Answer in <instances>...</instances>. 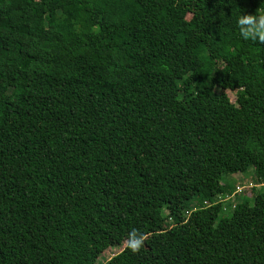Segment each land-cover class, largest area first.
<instances>
[{"label":"trees","instance_id":"trees-1","mask_svg":"<svg viewBox=\"0 0 264 264\" xmlns=\"http://www.w3.org/2000/svg\"><path fill=\"white\" fill-rule=\"evenodd\" d=\"M259 8L0 0V264H264Z\"/></svg>","mask_w":264,"mask_h":264},{"label":"clouds","instance_id":"clouds-1","mask_svg":"<svg viewBox=\"0 0 264 264\" xmlns=\"http://www.w3.org/2000/svg\"><path fill=\"white\" fill-rule=\"evenodd\" d=\"M236 24L239 28V35L242 39L264 43V8L256 9L254 14L240 13L236 20ZM212 203L223 204L224 202H219L218 199L215 200L214 198L210 204ZM143 239L144 237L142 235L138 236L136 231L133 230L129 233L127 247L132 252H136L141 247Z\"/></svg>","mask_w":264,"mask_h":264},{"label":"rangeland","instance_id":"rangeland-1","mask_svg":"<svg viewBox=\"0 0 264 264\" xmlns=\"http://www.w3.org/2000/svg\"><path fill=\"white\" fill-rule=\"evenodd\" d=\"M227 95L229 96V99L231 102L234 101L235 99V96L233 93L227 91ZM251 172L252 171H249V169L246 171V172H237V173H233V174H223L224 176V179L228 178V179H236V180H240V181H246L247 178L249 177V175H251ZM246 179V180H245ZM242 185H244L245 187H243L242 189H246V185L247 183L246 182H241ZM257 190L260 189V186L258 185L257 186ZM249 196H250V192H248ZM218 199L215 198V200ZM225 198L222 199V202L224 201ZM251 203H252V199H251ZM218 204V203H217ZM227 211H222L220 214H219V217L220 216H230L231 214V210L229 209H226ZM147 237V236H145ZM144 237V238H145ZM124 245L123 244H120V245H115V246H108L106 247L104 250H102L100 252V255L97 257L96 259V262L94 264H102L104 263L106 260H108L109 258H111L112 256H114L115 254L119 253L122 249H123Z\"/></svg>","mask_w":264,"mask_h":264},{"label":"built area","instance_id":"built-area-1","mask_svg":"<svg viewBox=\"0 0 264 264\" xmlns=\"http://www.w3.org/2000/svg\"><path fill=\"white\" fill-rule=\"evenodd\" d=\"M242 187L243 186H241V185H236V187H235V189L233 191V194H235L236 192H240L242 190ZM223 198H225L223 202L231 200V197L230 196H225L224 195V196H221V197L219 196L218 201L219 202H222V199Z\"/></svg>","mask_w":264,"mask_h":264}]
</instances>
